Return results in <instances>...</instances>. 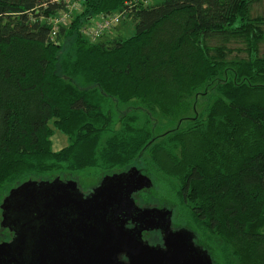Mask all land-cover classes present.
<instances>
[{
  "label": "trees",
  "instance_id": "obj_1",
  "mask_svg": "<svg viewBox=\"0 0 264 264\" xmlns=\"http://www.w3.org/2000/svg\"><path fill=\"white\" fill-rule=\"evenodd\" d=\"M261 1L83 0L53 36L42 20L62 3L0 0V223L24 183L154 168L214 264H264ZM121 12L133 35L82 34ZM52 123L69 139L60 151Z\"/></svg>",
  "mask_w": 264,
  "mask_h": 264
},
{
  "label": "water",
  "instance_id": "obj_2",
  "mask_svg": "<svg viewBox=\"0 0 264 264\" xmlns=\"http://www.w3.org/2000/svg\"><path fill=\"white\" fill-rule=\"evenodd\" d=\"M149 186L133 167L106 176L88 196L72 180L14 188L1 206V227L13 238L0 244V264H214L195 233L172 229V211L137 205L135 194ZM129 221L137 226L126 228ZM151 230L162 245L144 240Z\"/></svg>",
  "mask_w": 264,
  "mask_h": 264
},
{
  "label": "rangeland",
  "instance_id": "obj_3",
  "mask_svg": "<svg viewBox=\"0 0 264 264\" xmlns=\"http://www.w3.org/2000/svg\"><path fill=\"white\" fill-rule=\"evenodd\" d=\"M80 12H81V8H80V6H78L76 13H80ZM251 14H252V17H254V18L260 17V16L264 17V0H262L259 3L253 4V6L251 7ZM125 16H126V18H124L122 21H119V22L114 24V26H113L114 28L111 30L110 33L104 35L102 38H98V39H95L93 41L95 43H98V42H104V41L112 40L114 38H119V37L123 38V37H129V36L133 35L135 30H134L133 24L131 23L132 20L127 15H125ZM61 18H62V16L60 14H57L55 17H49V18L43 17L42 21H44L46 23L52 22L53 24H57L58 26H60L61 25V23H60ZM85 27H87V26L85 25ZM82 29H83V27H82ZM260 51H261V53H264V41L261 42V44H260ZM243 55H245V54H243ZM207 101H208L207 98L204 97L203 95H201V96H199V98H197V102H198L197 105H198L199 111H201L203 104H205ZM51 130L53 133L51 140L53 143V150L54 151H60L69 145L68 136L62 134V132H60L57 129V127L55 126L54 123L51 124ZM135 168H136V166H135ZM137 169L139 170V168H137ZM154 170L155 169L153 168L152 171H149V172L147 171V173L146 172L142 173L150 179V186L141 190L144 192L142 196L138 195V193H140L141 191L138 192L137 194H135L134 200L136 201L137 205L143 209L157 208V209H165V210L173 211V213H174L173 225H172L173 230L177 231V230H181V229H188V230L192 231L193 233H196V231L194 229L195 226L193 224H190L186 220L176 218V214H177L176 205L177 204L174 202V201H176L175 195L170 190L171 184L167 180H165V177L163 176L162 173L156 172ZM103 179H104L103 177L101 179H97V180L96 179H94V180L83 179V180H80V182L78 181L77 184L79 186L80 191L88 196L93 192V190L95 188H97L100 185V183L102 182ZM154 191L156 192V194ZM0 227H1V225H0ZM1 232H3V233L0 234V244L12 239L13 235L11 234V232L9 230L3 229V230H1ZM144 240L147 241L149 244H152V245H160L161 240H163V239H161V236L159 234H152V235H144Z\"/></svg>",
  "mask_w": 264,
  "mask_h": 264
},
{
  "label": "built area",
  "instance_id": "obj_4",
  "mask_svg": "<svg viewBox=\"0 0 264 264\" xmlns=\"http://www.w3.org/2000/svg\"><path fill=\"white\" fill-rule=\"evenodd\" d=\"M53 1H56L57 3H62V5H64V8L60 11V13H58L62 16L60 20L61 25L58 26L57 24L48 22L53 28L52 35L55 36L62 27L70 26L77 8L78 6H80V3L83 0H53ZM145 5H148V1L145 2ZM124 18H126V16L123 12L111 14L109 16H99L91 20L90 23L85 24L87 27L85 26L83 27L84 30L82 29V34L88 40L95 43L93 40L102 38L104 35L110 33L111 30L114 28L113 27L114 24L119 21H122Z\"/></svg>",
  "mask_w": 264,
  "mask_h": 264
},
{
  "label": "flooded vegetation",
  "instance_id": "obj_5",
  "mask_svg": "<svg viewBox=\"0 0 264 264\" xmlns=\"http://www.w3.org/2000/svg\"><path fill=\"white\" fill-rule=\"evenodd\" d=\"M172 225H173V217H172ZM137 226V223L135 222H132V221H129V222H127V224H126V228H129V229H133V228H135ZM152 234H159L160 236H161V239H163V236H162V234H161V232L159 231V230H151V231H145L144 233H143V236L144 235H152ZM196 235V234H195ZM13 238V237H12ZM12 240V239H11ZM9 242V241H8ZM151 242V241H150ZM195 245L196 246H200L201 247V245H200V243L198 242V238H197V235H196V238H195ZM163 244V240H161V244L160 245H162ZM203 248V247H202ZM120 260L121 261H127L126 260V257H120Z\"/></svg>",
  "mask_w": 264,
  "mask_h": 264
}]
</instances>
